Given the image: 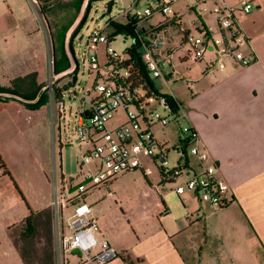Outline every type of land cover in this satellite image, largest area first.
I'll use <instances>...</instances> for the list:
<instances>
[{
    "label": "crops",
    "instance_id": "1",
    "mask_svg": "<svg viewBox=\"0 0 264 264\" xmlns=\"http://www.w3.org/2000/svg\"><path fill=\"white\" fill-rule=\"evenodd\" d=\"M129 2L121 0V5ZM252 3L248 13H236L243 43L232 56L210 52L196 62L180 59V65L191 61L196 67L195 73L182 78L184 84L173 77V67L163 76L166 82L173 81L166 96L185 111V121L215 163L228 204L214 209L192 192L178 195L179 202L171 204L160 196L146 215L133 218L124 213L117 235L103 229L90 206L99 237L119 254L106 264H264V0ZM206 5L241 7L240 0H211ZM186 9V5L174 9L181 14L180 21L194 15ZM47 54L45 27L33 2L0 0V88H9L13 80L42 66L43 85L37 97L47 96V108L36 122L17 117L18 107L0 111V158L9 173L0 176V264H25L13 236L31 211L51 208L54 182L64 178L54 173L51 180L50 162L44 155L48 150L44 144L51 138L53 146L55 134L44 85L54 74ZM237 58L249 64L242 66ZM187 92L194 94L190 106L181 103ZM202 124L212 135L201 131ZM15 157L24 158L21 170L13 163Z\"/></svg>",
    "mask_w": 264,
    "mask_h": 264
},
{
    "label": "built area",
    "instance_id": "2",
    "mask_svg": "<svg viewBox=\"0 0 264 264\" xmlns=\"http://www.w3.org/2000/svg\"><path fill=\"white\" fill-rule=\"evenodd\" d=\"M31 1L34 3V0ZM119 1L121 4V0ZM139 1L130 0L126 6L121 5L119 15L123 18V23H130L134 27L135 38L130 37L133 40L132 45L138 41L145 70L150 79H157L163 77L162 68L165 64V56L159 53V50L163 49L160 29L166 25L178 26L181 22V14L172 9L173 4L185 3L186 10L194 13L195 8L205 6L211 0H146L148 3L153 1V4L147 3L143 8L139 7ZM240 4V8L213 5L209 10V14L215 17L219 36L214 37L213 31L201 23V27L196 29L199 37H192L189 31L183 33V44H188L191 48L186 55L189 60L193 62L202 60L207 52H215L216 56L233 55L236 47L243 43L235 18L236 13H248L253 7L252 0H240ZM155 14L163 18L157 26L147 29L139 27ZM168 15L171 17H167ZM114 36L108 37L103 32L94 30L89 34V40L91 46L96 47L98 44L108 45ZM127 50L118 55L110 48L109 50L106 48L104 65L99 64L96 55L88 60L90 70L95 75V84L82 99L80 109L76 113L75 127L78 140L89 146L81 158L79 175L83 177V182L74 184L71 179L62 178L55 180L53 185L51 208L57 264H106L119 258V254L108 241L104 237H98L101 234L100 228L92 208L86 202V197L100 185L109 184L120 175L139 168L138 155L141 151H145L154 163L160 162L158 167L163 172L164 183L179 180L180 183L173 188L177 195L186 192H192L196 196L204 194L209 198L211 206L216 209L228 204L224 198V183L217 176V167L209 152L199 144L196 133L192 134L190 127L180 128L179 120L185 119L186 115L183 113L179 116L177 110L171 109L162 98L155 99L164 107L166 114L151 111L149 101L153 97H147L146 84L135 86L130 80L131 66H124L128 58ZM70 53L72 54V59L68 54L70 67L57 75L51 73V82L45 87L52 109L53 131L56 126L61 127L66 116L63 93L67 90L65 87H58V80L78 69L72 48ZM237 60L242 66L249 64L248 60L240 58ZM169 70L171 71V67ZM56 89L60 91L59 97H56ZM90 93L96 95L91 96ZM176 108L179 106L176 105ZM119 109L126 113L128 126L108 131L106 124ZM171 123L179 127L182 135L188 133V137L179 142L178 151L181 157L177 166L168 170L167 151L153 136L151 126L157 124L161 128H166ZM187 147L190 148L189 154L186 151ZM189 155L195 158V169L190 166ZM83 166L88 168L86 172L83 171ZM184 171H187V176L184 175ZM2 174L0 168V176ZM68 210L70 214L64 222V214ZM70 254L78 260L77 263L69 260Z\"/></svg>",
    "mask_w": 264,
    "mask_h": 264
},
{
    "label": "rangeland",
    "instance_id": "3",
    "mask_svg": "<svg viewBox=\"0 0 264 264\" xmlns=\"http://www.w3.org/2000/svg\"><path fill=\"white\" fill-rule=\"evenodd\" d=\"M48 1L52 4L53 16H50L49 19H47L44 16L39 15L40 20L45 27L47 36L48 54L46 62L50 67L53 66L51 42L54 38L53 44L55 43L54 48L57 51V64L61 66L64 63L62 61V57L60 56L62 51L61 42L64 35L63 25L74 17V0ZM147 3L148 2L146 0H140L139 7L143 8ZM33 4L37 10L35 3ZM148 4H153V1ZM182 5L186 4L182 2H175L172 9L174 10L179 8ZM107 6H109V10ZM121 8L119 0H87L85 1L83 12L81 11V7L76 20L65 34L64 57L69 60V54L72 59V54L70 53L72 48L74 58L78 64V69L76 72L58 80V87H65L67 90L63 93L66 116L65 121H62L61 127H55L53 146L51 145V138H49V144H44V148L48 146V150L45 151L44 155L50 162V171L52 175L51 180H53L55 173L58 179H60V175L62 174L66 180L71 179L74 184L83 182V177L79 175L81 172L80 164L84 150L88 149L89 146L78 140L75 127L76 113L80 109L82 99L89 91H91L95 84V75L90 70L88 60L91 56L96 55L99 64L104 65L106 63V48L108 50L110 48L118 55H121L125 50L130 49L133 44V40L129 36L126 37L120 34L115 35L113 40L108 45L98 44L94 47L90 44L89 34L94 30H98L103 32L106 36L112 37L115 34L113 24H122L124 22L123 18L119 15ZM210 9L211 8H209L208 5L198 6L194 9V15L189 17L183 16L178 26L166 25L161 27L160 36L163 38V49L159 50V53L165 56V64L162 68L163 76L165 78L168 75L169 67H173L175 69L173 77L179 78L178 82L183 84L184 82L182 78L189 77L190 74L196 72V67H194V64L191 61L180 65V59L183 60L186 58V55L191 50L188 44H182V36L185 31H189L190 35L194 38L200 36L199 32L196 30L197 27H201L197 16L200 17L201 21L206 25V28H210L213 31L214 37L219 36V28L215 21V17L212 14H209ZM167 17L170 18L171 16L168 15ZM162 20V16L155 14L147 21L142 22L139 27L145 29L155 27ZM49 21L51 22V25ZM192 21L195 22L194 25L192 24ZM73 33L75 34L73 35ZM220 48H222V46ZM169 52L171 55H168ZM108 54L110 55V53ZM210 54V52H207L205 57ZM165 78H151L154 90L161 96H166L169 92L168 88L173 86L172 79L166 82ZM46 82L47 84L44 85H49L51 79H48ZM90 95L95 96L96 94L90 93ZM193 95H190L189 92L182 94L181 97L183 100L181 103H183L184 106H187L188 100ZM46 103L47 100L44 103L45 110L47 108ZM149 107L153 112H157L161 115L166 114L164 107L158 103L155 98L150 99ZM177 110L179 116L185 113L183 109L178 108ZM69 112L71 113L69 114ZM179 125L181 129L184 127H190L185 119H180ZM127 126L128 123L126 113L122 109H119L116 113H114L112 118L106 124L108 131H113L118 127ZM201 131L212 135V132L208 127L203 126ZM151 132L157 142L163 145L165 151H167L168 166H166V168L168 170L175 168L181 157L180 152L178 151L179 149H177L178 144L185 137H188V133H184V135H182L179 127L175 123H171L166 128H161L157 124L153 125L151 126ZM31 143L33 144V140ZM60 146L61 149H59ZM190 147H192V145ZM189 150L190 148L187 147V154H189ZM157 151L158 150H156V152ZM39 152H41V148H39ZM138 157L140 160L139 168L120 175L115 181L107 184V186L100 185L99 188L89 193L86 197L88 205L94 206L93 212L100 218L102 224L104 223L103 229L115 235L121 234L124 213L132 216L133 218H138L140 215L143 216V213H145V215L146 213H150L154 203L156 201H160V196L168 204L175 201L179 202L180 199V197H178L173 190V188L180 183L179 180H176V182L173 183H164L158 170L160 162L158 161L154 163L145 151H141ZM23 160V157H15L13 159V163L16 165L17 169L21 170L23 165H25ZM189 160L190 166L195 169V158L189 155ZM207 164H209V162H207ZM82 169L86 172L88 168L83 166ZM184 175L187 176V171H184ZM109 192L113 194L111 197L109 196ZM193 196L198 201L200 200L203 203L210 205L209 198L206 195L200 194L199 196H196L193 194ZM122 205L123 207H121ZM69 214L70 210L65 212L63 218L64 222ZM18 234L19 233L16 231L14 234L16 238L18 237ZM21 240L22 239L17 238L20 248L25 253L27 252L26 260L28 264H47V254L50 249L54 252L55 248L53 213L51 236L40 224L38 226L37 234L32 238V240L28 242ZM74 259L73 255L70 254L69 260L72 262Z\"/></svg>",
    "mask_w": 264,
    "mask_h": 264
},
{
    "label": "trees",
    "instance_id": "4",
    "mask_svg": "<svg viewBox=\"0 0 264 264\" xmlns=\"http://www.w3.org/2000/svg\"><path fill=\"white\" fill-rule=\"evenodd\" d=\"M85 1L87 0H74V17L69 22L64 24V35L62 38V48H61V54L62 61L64 62L61 66L57 64V51L54 48V51L52 53L53 56V70L54 74H60L67 70L70 66L69 60L64 57V40H65V34L69 30V28L72 26L74 21L77 18V15L79 14L80 8L82 7L81 11H83ZM34 3L37 7L38 14L41 16H44L45 18L49 19L52 15V4L48 0H34ZM109 10V6H107ZM50 22V21H49ZM51 25V22H50ZM113 29L115 30L114 35H124L129 37H134V27L130 23H122V24H113ZM75 33H73L74 35ZM53 38V36H52ZM54 42V38H53ZM55 44V43H54ZM140 45L138 41L135 42L134 45L130 49L126 51V55L128 56L127 61L124 62V66H131L130 70V80L133 82L135 86L146 84L148 89V95L147 97H153V98H162L165 100L166 104L174 110H177L176 104L173 102V100L169 96H161L158 94L151 83V79L148 75V73L145 70V66L142 62L141 57V51H140ZM43 85V70L42 66L38 69L34 70L33 72L26 74L18 79H15L11 82V86L9 88H0V111L3 109H8L11 111H15L14 108L18 107L20 109V112H17L16 115L19 117L22 115L26 119H28L29 122H36L42 112L44 111V103L47 100L46 94H41L37 97V94L39 90L41 89ZM151 88V89H150ZM56 97L60 96V91L58 89L55 90ZM155 92V93H154ZM37 98V99H36ZM36 101L32 104H29L27 102ZM20 114V115H19ZM192 134H195L193 130H191ZM180 144H178L177 149H179ZM182 147V146H181ZM184 153V151L182 150ZM0 168L3 171V175H9L7 172V169L4 166L3 161H1L0 158ZM159 174L161 176V179H163V172L161 168L158 167ZM16 187V186H15ZM42 225L50 234L51 236V226H52V210L51 208H46L42 210L41 212H30V215L25 218L20 226L19 231H17L18 239H22L21 241L28 242L32 240L34 236L37 234L38 226ZM14 237V242L17 245L18 249L21 252V257L25 264L27 263L26 257L27 252L25 253L21 248L20 244L17 241V238ZM46 261H48L47 264H54V254L53 251L50 249Z\"/></svg>",
    "mask_w": 264,
    "mask_h": 264
},
{
    "label": "water",
    "instance_id": "5",
    "mask_svg": "<svg viewBox=\"0 0 264 264\" xmlns=\"http://www.w3.org/2000/svg\"><path fill=\"white\" fill-rule=\"evenodd\" d=\"M86 13H87V11H86ZM51 49H52V53H53V51H54V44H53V41L51 42ZM151 89V88H150ZM155 93V92H154Z\"/></svg>",
    "mask_w": 264,
    "mask_h": 264
}]
</instances>
